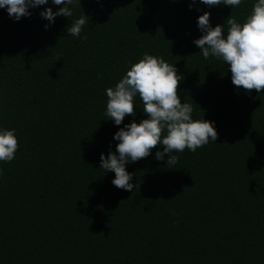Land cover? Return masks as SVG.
I'll return each instance as SVG.
<instances>
[{
	"label": "trees",
	"instance_id": "trees-1",
	"mask_svg": "<svg viewBox=\"0 0 264 264\" xmlns=\"http://www.w3.org/2000/svg\"><path fill=\"white\" fill-rule=\"evenodd\" d=\"M255 2L74 0L73 16L52 23L40 16L64 7L52 0L19 21L0 8V128L19 145L0 161V264H264V89L236 88L228 65L193 43L205 11L212 27L242 23ZM83 13L80 37L68 36ZM144 53L174 65L181 102L218 137L173 152L174 169L155 159L162 146L127 163L129 192L100 155L147 116L137 96L136 115L115 125L105 90Z\"/></svg>",
	"mask_w": 264,
	"mask_h": 264
},
{
	"label": "clouds",
	"instance_id": "clouds-1",
	"mask_svg": "<svg viewBox=\"0 0 264 264\" xmlns=\"http://www.w3.org/2000/svg\"><path fill=\"white\" fill-rule=\"evenodd\" d=\"M73 2L52 0L54 5L63 4L64 7L55 12L50 7L46 8L40 12V16L50 23L57 16L70 18L73 10L69 5ZM200 2L209 7L241 4V0ZM47 3L48 0H0V8H6L9 17L19 21L31 15L29 8ZM88 21L89 17L84 13L72 20L67 28L68 36L80 37ZM197 26L202 35L193 43L200 49L199 54L205 60L214 57L227 64L231 82L236 88L260 93L264 89V0H256L251 13L242 23L230 15L222 25L212 27L210 13L205 11L198 16ZM129 63L130 67L123 77L114 87L105 90L106 115L115 125H121L126 116L136 115L134 99L138 96L147 118L139 123L133 120L114 134L113 139L119 141L116 152L109 150L107 157L101 153L99 168L114 172L112 184L115 187L133 192L137 185L130 183L133 174L126 171L127 163L146 158L152 149L162 146L163 151H157L155 159L164 160L167 154V166L174 169L172 166L179 157L172 155L173 152H183L185 149L195 152L210 141L214 142L218 133L214 122L192 118L193 103L181 102L177 90L183 77L177 74L174 65L148 53H144L137 62ZM18 147L15 129L0 128V161H12Z\"/></svg>",
	"mask_w": 264,
	"mask_h": 264
}]
</instances>
